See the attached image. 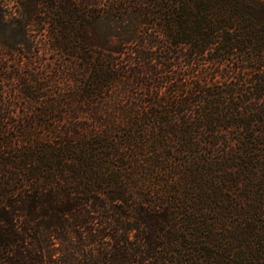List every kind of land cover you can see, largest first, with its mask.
I'll use <instances>...</instances> for the list:
<instances>
[{
  "label": "trees",
  "instance_id": "trees-1",
  "mask_svg": "<svg viewBox=\"0 0 264 264\" xmlns=\"http://www.w3.org/2000/svg\"><path fill=\"white\" fill-rule=\"evenodd\" d=\"M17 2L0 264H264V0Z\"/></svg>",
  "mask_w": 264,
  "mask_h": 264
},
{
  "label": "rangeland",
  "instance_id": "rangeland-1",
  "mask_svg": "<svg viewBox=\"0 0 264 264\" xmlns=\"http://www.w3.org/2000/svg\"><path fill=\"white\" fill-rule=\"evenodd\" d=\"M41 6V5H40ZM22 8V6L20 5V2H17V0H0V10L3 11V13H6V14H9V13H15V14H18L20 13L19 10ZM37 9H43V6L38 8L36 7ZM43 17H47V14H43L42 12L41 13H36L35 15V18H43ZM49 19V18H48ZM33 24V23H32ZM32 33H36L35 34V39H41V37L43 39H47L45 37V33H48L52 27H50V25H48V29L49 30H45L44 32L43 31H38V26H36L35 24H33L32 26ZM51 32V31H50ZM44 33V35H43ZM53 46V42L51 41H47L46 40V48L45 50H41L40 52V61L43 63H48L50 65V68L54 66V64L58 61H54L56 58H61V56H57V54L55 52H53L52 50V47ZM40 63V65L42 64ZM59 64H60V61H59ZM54 68V67H53ZM49 69V68H48ZM52 70V69H50ZM56 70V69H55ZM53 70V73L52 74H56L57 71ZM49 91V89L51 90V88L49 86L46 87Z\"/></svg>",
  "mask_w": 264,
  "mask_h": 264
}]
</instances>
